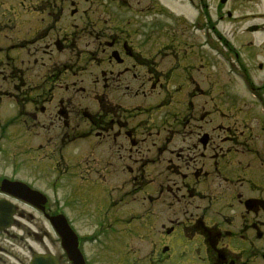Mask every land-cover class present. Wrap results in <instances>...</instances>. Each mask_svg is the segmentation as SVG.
Segmentation results:
<instances>
[{
	"label": "flooded vegetation",
	"instance_id": "obj_1",
	"mask_svg": "<svg viewBox=\"0 0 264 264\" xmlns=\"http://www.w3.org/2000/svg\"><path fill=\"white\" fill-rule=\"evenodd\" d=\"M17 1L11 15L0 17V136L11 121L18 146L33 148L39 138L38 144L61 149L76 216L68 219L48 201L35 205L0 185V264H29L36 253L71 264L52 227L59 212L78 233L85 264L106 248L93 246L95 235L120 236L135 227L155 237L128 264H264V179L245 178L238 159L252 131L234 113L231 126L222 124V115L246 103L223 96L238 73L264 101V74L256 84L249 69L258 60L264 71V42L253 46L249 38L264 32V21L232 14L246 0H216L214 13L205 0H183L197 9L192 15L165 11L163 0ZM167 16L180 25L171 38L163 32ZM229 21L234 28L227 31ZM191 29L201 47L219 50L226 80L208 77L206 88L195 83L196 63L184 54L192 48L187 40L195 39ZM228 34L243 37L241 55ZM167 46L166 56L185 57L182 65L168 58L164 68ZM174 76L170 84L166 79ZM256 101L248 102L259 112ZM133 217L140 224L129 227ZM51 233L58 251L48 247ZM109 242L122 246L115 237Z\"/></svg>",
	"mask_w": 264,
	"mask_h": 264
},
{
	"label": "rangeland",
	"instance_id": "obj_2",
	"mask_svg": "<svg viewBox=\"0 0 264 264\" xmlns=\"http://www.w3.org/2000/svg\"><path fill=\"white\" fill-rule=\"evenodd\" d=\"M4 1H7L13 5H17L18 3L17 0H0V3ZM163 3L164 7L172 11V13H184L189 15L194 14V11H191L183 0H163ZM215 3L216 0H205L206 11L214 13ZM3 5L0 4V17L2 15H11L12 11L10 9V5L7 4V7ZM232 10L233 16L240 15L239 17H243L244 20H246L247 17H259L257 19L258 22L263 23L264 21V0H246L245 2H241V4L233 5ZM67 16L70 17L69 13H67ZM162 21L164 22L163 32L165 36L171 38L175 30L177 31L180 25H177V20H175V17H162ZM231 26L232 28H234V23L230 21L227 22L225 26L226 30H230ZM218 30L224 32L223 26L218 25ZM191 33L194 35L195 39L191 38V40H187L188 45L191 44L192 48H185L186 51L184 52V54H187V56H189L188 63H193L195 61V63L197 64H193L195 66L191 70V76L195 83L202 88H206V80L208 77L212 80H220L221 78H225L226 80L228 78L227 75L229 74L226 75V68L224 66V63L217 56L213 55L212 52H209L204 46H200L201 39L198 34L199 32L194 33V31L191 29ZM254 35L255 36L252 38L253 45L264 42V32L254 33ZM225 36L234 44L235 49L238 50L239 54L241 55L243 53V45H241L240 41H242V39L240 38L243 37L232 39L231 37H229V34ZM194 42L195 46L193 47ZM166 49L171 48L168 46L162 47L161 52L164 53ZM168 55H170V57L166 56L164 53V68H168L166 65L170 64L169 59L172 60V63L177 61L179 65H182V63H184V61L186 60L185 57L180 53L174 55V53L171 51V53H169ZM244 59H246V57H244ZM256 61L252 65L249 64L251 74L250 79L252 81H255L256 84H259V80L263 79L264 71L258 70L256 68ZM172 74H176L175 71H172ZM173 79H175V76L173 78L167 77L166 80H169L171 84ZM242 84L243 83L238 79H235V81L231 85H229L228 83L226 84L223 93L224 97L227 96L230 99L234 98L237 102L240 103H242V100H244L246 101V103L242 104L241 110H238V107L235 106L232 107L226 114L222 115V124L225 125L223 126L224 128H226V126H231L228 121L233 118L232 113H234V117L243 122L241 128L243 127V129L247 133L249 131H252V137L248 140L247 149H245L243 153H240L238 159L242 161V174L245 178L264 179V126L255 125V119L258 116L259 112L248 102L249 95L245 91ZM204 93L205 94H202L198 91L197 95L206 96L207 93ZM212 94H214V91L212 92ZM213 100L216 99L213 98ZM4 106L7 107V109H10V105L4 104ZM11 124L12 123L8 122V125L5 128H8V126H11L12 128L13 124ZM57 141L59 142V139H57ZM49 149L53 150L49 151L48 153L46 150H37L36 153H39L40 155L37 154L38 158H32L29 162L27 159H22V157H19L18 160L17 144L13 141L12 133L10 132L6 134V132H4V137L0 138V175H12L13 177H17L20 175L24 178H27L26 180L31 182L36 188H39L46 194H48L50 199L49 204L52 209H62L66 213L68 219H73L76 216V211L74 210L76 200L73 198L63 197L64 193L66 194V189L64 188L65 182L62 181V179H68V177L71 176V170L65 168V165H63L60 148L50 147ZM52 163H56V165L52 166ZM14 169H16V171ZM259 193V196L261 198H264V186L260 187ZM261 220L264 221V217L261 218ZM133 223L135 222H131L130 225H133ZM261 226L260 230L262 231L263 229L261 228ZM79 227H81L79 230L82 233L89 232V230H87V227H84L81 224L79 225ZM136 230L137 231H132L131 233L121 235L118 240L122 246L111 244L110 251L100 253L99 259L93 264H128L130 258L125 259V257L128 256V253L125 252H127L129 248H131V250L136 248L137 251L135 252V254H138L139 249L144 244H146V241L151 240L155 237L154 233L150 232L148 233V235L142 236L141 234L143 231L141 232V230L139 229ZM110 233L103 232L99 235H95L94 239H96V243H94L100 247H103V239L109 236ZM260 244L261 246L264 245L262 239L260 240ZM34 246L41 248L38 243H35ZM48 247L51 251H58L59 249L58 240L52 233L51 241ZM62 264L66 263L64 262Z\"/></svg>",
	"mask_w": 264,
	"mask_h": 264
},
{
	"label": "water",
	"instance_id": "obj_3",
	"mask_svg": "<svg viewBox=\"0 0 264 264\" xmlns=\"http://www.w3.org/2000/svg\"><path fill=\"white\" fill-rule=\"evenodd\" d=\"M3 184L9 185V186H11V185L15 186L16 183H8L7 184V181H4ZM55 226H56L57 230L64 236V238L73 236L70 233L71 231L69 230V228L67 227L66 222L63 219H61V218L56 219ZM63 244H65V246H66V248H67V250L69 252V255L73 258V263L74 264H82L81 258L79 256L76 248L74 247V241L73 242H68V243H64V241H63Z\"/></svg>",
	"mask_w": 264,
	"mask_h": 264
}]
</instances>
